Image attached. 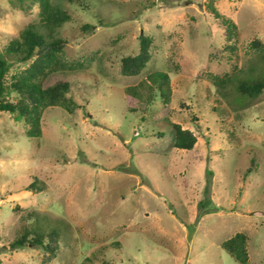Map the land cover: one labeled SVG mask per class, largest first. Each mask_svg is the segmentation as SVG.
Wrapping results in <instances>:
<instances>
[{
	"label": "rangeland",
	"instance_id": "1",
	"mask_svg": "<svg viewBox=\"0 0 264 264\" xmlns=\"http://www.w3.org/2000/svg\"><path fill=\"white\" fill-rule=\"evenodd\" d=\"M51 1L71 20L56 29L63 65L42 85L67 81L71 102L44 109L37 138L0 113V264H241L222 247L236 233L245 264H264V92L250 99L232 85L264 71L253 45L264 44V0ZM39 19L35 0H0L7 82L34 58L6 54L7 43ZM140 35L151 58L123 75ZM149 74L150 90L139 85ZM169 121L193 132L192 149L174 146ZM24 225L55 231L53 259L9 245Z\"/></svg>",
	"mask_w": 264,
	"mask_h": 264
},
{
	"label": "trees",
	"instance_id": "2",
	"mask_svg": "<svg viewBox=\"0 0 264 264\" xmlns=\"http://www.w3.org/2000/svg\"><path fill=\"white\" fill-rule=\"evenodd\" d=\"M35 1H37L39 7V23L28 24L21 30L18 37L11 39L7 43L4 50L8 55H17V59L22 62L34 57L33 60L19 72L13 73L10 76V81L7 82L6 75L11 64L0 54V113L8 111L14 114L15 117L23 119L27 125V136L37 138L42 133L41 116L44 109L55 105L68 108V104L71 102L66 96L69 90L67 81H58L46 87L42 85V78L46 76L49 70L62 67L63 65L61 52L65 40L56 36V29L71 20V16L60 6L53 4L51 0ZM209 9L216 19H220L219 24L223 26L224 37L227 39L234 37L236 25L222 17L213 6H209ZM84 27L90 26L85 24ZM151 43L150 37L140 35L138 53L121 58L120 71L123 75H135L146 66V63L151 58ZM253 45L258 47L260 60L264 63V44L260 40H254ZM248 70L253 71V68ZM259 74V77H254L253 79H237L232 85L241 95L256 99L264 92V71L261 70ZM152 77L153 74H149V82L141 81L139 85L145 84L146 88L149 86V90L152 89V84L157 82ZM225 80L217 81L224 84L227 82ZM139 85L135 87L138 86L137 88H139ZM11 91L17 95L15 100L8 98ZM147 98L149 100V93ZM162 99L167 102L169 100V92L166 95L163 94ZM169 123L172 128L174 146L184 150L192 149L196 143V136L193 132L182 128L179 123L171 121ZM247 170L250 171V168ZM24 189L38 192L41 187L30 182ZM26 228L27 226L24 225V232L19 233L9 245L13 248L26 245L37 246L47 253L45 261L53 259L58 248L55 240V231L52 230L47 233V236H44ZM246 239L245 234L236 233L222 243V247L241 264L247 263L248 260Z\"/></svg>",
	"mask_w": 264,
	"mask_h": 264
}]
</instances>
